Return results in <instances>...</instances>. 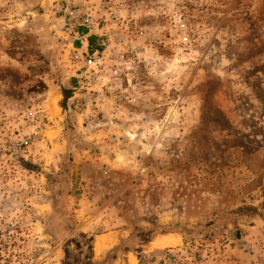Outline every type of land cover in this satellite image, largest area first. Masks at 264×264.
<instances>
[{
	"label": "rangeland",
	"instance_id": "374dc122",
	"mask_svg": "<svg viewBox=\"0 0 264 264\" xmlns=\"http://www.w3.org/2000/svg\"><path fill=\"white\" fill-rule=\"evenodd\" d=\"M0 264H264V0H0Z\"/></svg>",
	"mask_w": 264,
	"mask_h": 264
},
{
	"label": "bare ground",
	"instance_id": "6f19581e",
	"mask_svg": "<svg viewBox=\"0 0 264 264\" xmlns=\"http://www.w3.org/2000/svg\"><path fill=\"white\" fill-rule=\"evenodd\" d=\"M102 241V240H101ZM105 241V240H104ZM103 241V242H104ZM180 238L177 237L176 235H167V236H163L161 237L160 239H158L156 242H155V245L157 247H163V248H166V247H172V246H176L178 244H180Z\"/></svg>",
	"mask_w": 264,
	"mask_h": 264
},
{
	"label": "built area",
	"instance_id": "2783aa9c",
	"mask_svg": "<svg viewBox=\"0 0 264 264\" xmlns=\"http://www.w3.org/2000/svg\"><path fill=\"white\" fill-rule=\"evenodd\" d=\"M93 57L91 56V57H88V64L89 65H91V64H93Z\"/></svg>",
	"mask_w": 264,
	"mask_h": 264
},
{
	"label": "trees",
	"instance_id": "16d2710c",
	"mask_svg": "<svg viewBox=\"0 0 264 264\" xmlns=\"http://www.w3.org/2000/svg\"><path fill=\"white\" fill-rule=\"evenodd\" d=\"M93 40H94L93 38H90L89 39V42L92 44Z\"/></svg>",
	"mask_w": 264,
	"mask_h": 264
}]
</instances>
